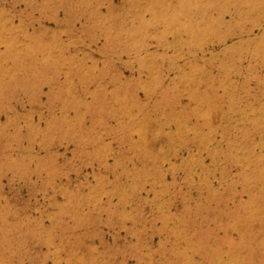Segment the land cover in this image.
I'll use <instances>...</instances> for the list:
<instances>
[{
	"label": "rangeland",
	"instance_id": "obj_1",
	"mask_svg": "<svg viewBox=\"0 0 264 264\" xmlns=\"http://www.w3.org/2000/svg\"><path fill=\"white\" fill-rule=\"evenodd\" d=\"M0 264H264V0H0Z\"/></svg>",
	"mask_w": 264,
	"mask_h": 264
}]
</instances>
